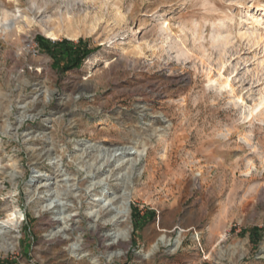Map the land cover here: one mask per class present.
<instances>
[{
    "label": "rangeland",
    "instance_id": "obj_1",
    "mask_svg": "<svg viewBox=\"0 0 264 264\" xmlns=\"http://www.w3.org/2000/svg\"><path fill=\"white\" fill-rule=\"evenodd\" d=\"M3 12L21 28L0 33V264H264V0ZM81 38L93 51L66 71L42 46Z\"/></svg>",
    "mask_w": 264,
    "mask_h": 264
},
{
    "label": "bare ground",
    "instance_id": "obj_2",
    "mask_svg": "<svg viewBox=\"0 0 264 264\" xmlns=\"http://www.w3.org/2000/svg\"><path fill=\"white\" fill-rule=\"evenodd\" d=\"M17 19L18 18H15V19L11 18L9 12H3L2 17L0 18V33H9L11 30H20L21 27L18 25ZM20 20L21 19H19V21ZM263 20H264L263 18L255 19V21L260 22V23H262V22L264 23ZM45 33L47 34L48 37H50L52 39H58L59 34L54 30H51V29L46 30ZM67 36L71 39H76V37L78 35H77V33H73V34L68 33ZM90 60L94 61V58H91ZM222 86L225 88L231 87L230 80L229 79L225 80ZM232 92H234L233 88H232ZM263 105H264V98H262V100L258 104H256L254 107H252V114L254 111L258 110ZM125 148H127V147H125ZM123 149H124V147L99 146L97 148V153H98V155H104V156H118V155H121V153H122L121 151ZM121 158H123V157H119V159L116 160V164H119L121 162L120 161ZM101 193H103V191ZM48 204H49V202L47 203V205ZM115 211H116V213L114 215H111L106 220V222L112 223L116 218L115 217L116 214L122 215L124 217H128V215H129L128 207L125 206V203L123 202V200L120 201V203L117 206ZM18 215H21V213L16 211V210H15V212H11L7 217V221H11V223L14 222L15 219H17ZM3 222H4V220L0 221V251L9 252V251H12L14 249V243L11 241L10 238H8L6 232H4L2 230L1 224ZM116 233H117L116 240L119 239V241L117 242V246L120 247V248H118V250H119L118 255H121L124 253V249L127 247V244L129 242V234H128L129 232L125 228H117ZM165 239H166V236L164 234L161 235L160 240L165 241Z\"/></svg>",
    "mask_w": 264,
    "mask_h": 264
},
{
    "label": "trees",
    "instance_id": "obj_3",
    "mask_svg": "<svg viewBox=\"0 0 264 264\" xmlns=\"http://www.w3.org/2000/svg\"><path fill=\"white\" fill-rule=\"evenodd\" d=\"M42 40L44 39L39 37L38 43ZM42 46L50 52L54 58V63L61 66L64 71L80 67L84 59L93 51L87 41L82 38L77 43L68 40L60 42L47 40V44L42 43ZM133 214H136V212L133 211Z\"/></svg>",
    "mask_w": 264,
    "mask_h": 264
}]
</instances>
